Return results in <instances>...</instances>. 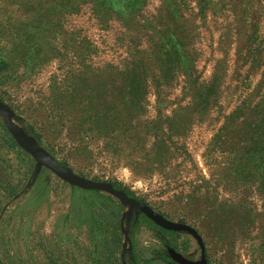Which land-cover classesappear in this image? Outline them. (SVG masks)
<instances>
[{"label": "rangeland", "instance_id": "1", "mask_svg": "<svg viewBox=\"0 0 264 264\" xmlns=\"http://www.w3.org/2000/svg\"><path fill=\"white\" fill-rule=\"evenodd\" d=\"M0 60V100L41 147L199 236L35 168L0 119V264H166L163 240L190 261L264 264V0H0ZM95 80L118 93L105 132L80 123Z\"/></svg>", "mask_w": 264, "mask_h": 264}, {"label": "water", "instance_id": "2", "mask_svg": "<svg viewBox=\"0 0 264 264\" xmlns=\"http://www.w3.org/2000/svg\"><path fill=\"white\" fill-rule=\"evenodd\" d=\"M0 119L4 128L15 141V143L21 146L34 159L35 168L43 166L64 182L78 188L106 192L116 197L121 204L128 205L129 210L136 209L137 211L141 212L156 225L173 231H184L190 233L197 240H199V236L189 225L169 220L161 214L154 212L147 204L139 202L134 198L128 197L123 191L115 189L109 181L94 180L84 177L82 175L74 173L67 166L61 164L48 151L38 145L35 139L30 134H28L22 127L17 125L12 120L11 111L9 110L8 106L1 100ZM124 238H127L125 233ZM168 252L171 258L178 264H207L203 259H199L197 261L187 260L179 253L171 249H169Z\"/></svg>", "mask_w": 264, "mask_h": 264}, {"label": "trees", "instance_id": "3", "mask_svg": "<svg viewBox=\"0 0 264 264\" xmlns=\"http://www.w3.org/2000/svg\"><path fill=\"white\" fill-rule=\"evenodd\" d=\"M134 62L136 63V61H134ZM5 66H6L5 62L0 60V72L4 69ZM135 68H137V65L135 66L133 64L131 70H134ZM140 81L142 83H144L143 79L141 77H139L138 74L135 75L133 72H127L126 75H125V78H124V84L126 85V87L136 86V85L137 86L139 85L140 87H142L140 85ZM97 82L98 81H96V80L94 82L96 89H95L94 95L92 96L93 102L90 104V111L87 113V117L88 118L87 119L82 118L83 121H81L80 123L81 124L82 123L85 124L88 128L93 129L94 131L95 130H100L101 132H105L107 127L109 125H113V124L106 121V119L108 117V113H107V109L102 107V104L104 102H111V101L116 100L117 97H118V95H117L118 93L117 92H113V93H110L108 95V90H105V89L99 90L100 86L98 85ZM132 90H135V89H132ZM99 92H101V93H99ZM136 94H137L136 92L133 93L131 90H128V91L120 90V92H119V95H120V97L122 99H124V100H126L128 102H131V101L134 100V103L132 104L133 107L136 106L138 101H139V98L137 97ZM256 99L258 100L260 111H261L264 108V92L261 91V89L257 92ZM253 104L255 106L257 103H253ZM132 111H133V109L130 108V109L127 110L126 113L128 114V112H132ZM90 118H92V119H90ZM225 118L228 119V120L231 119V112L228 115L224 116V119ZM1 127L4 130V132H7L2 124H1ZM27 129H28L27 133H29L35 139V141H36V143L38 145H41V140H42L41 139L42 138L41 133H39L37 131V129H34L32 126H28ZM118 131H120V130H118ZM9 139H10L12 144H16L15 141L12 139V137L10 135H9ZM108 145L111 148H113L114 150L119 151L120 148H121V146H120L121 145V141H119V140L110 141ZM104 146H107V142H104ZM59 162L61 164L65 165V166H67L65 164V162H63V161L62 162L59 161ZM94 180H96V179H94ZM109 182L112 184V186L115 189L123 191L126 196L134 198V199H136L139 202H143V203L147 204L144 200H142L139 197H137L133 193V191L128 189L120 181L112 180V181H109ZM85 191L90 192L92 194H100V195H102V193H99V191H97V190H85ZM104 197L107 198V199H111L112 198L108 194L104 195ZM133 221H134V224L141 225V226H144L146 228H154L162 235H170V236L173 237V236H175L177 234V231H173V230L166 229V228H163V227H160V226L156 225L149 218H147L144 214H142L141 212H139L137 210H136V212L134 214ZM128 241L131 242V237L128 238ZM162 246H163V253H162L163 262H165L166 264H177V262L174 261L171 258L170 254L168 252L169 249L174 250V251L177 250L176 247H175V244L173 242H167V241L163 240L162 241ZM127 262H128V264H139L137 262L136 257L134 255H132L130 257L128 256L127 257Z\"/></svg>", "mask_w": 264, "mask_h": 264}]
</instances>
